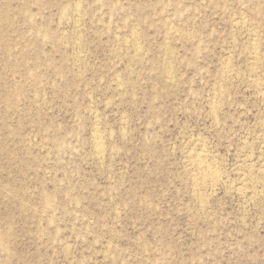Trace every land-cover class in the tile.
Wrapping results in <instances>:
<instances>
[{"label":"rangeland","instance_id":"obj_1","mask_svg":"<svg viewBox=\"0 0 264 264\" xmlns=\"http://www.w3.org/2000/svg\"><path fill=\"white\" fill-rule=\"evenodd\" d=\"M0 264H264V0H0Z\"/></svg>","mask_w":264,"mask_h":264},{"label":"bare ground","instance_id":"obj_2","mask_svg":"<svg viewBox=\"0 0 264 264\" xmlns=\"http://www.w3.org/2000/svg\"><path fill=\"white\" fill-rule=\"evenodd\" d=\"M97 133H98V132H97ZM96 136H98V135H96ZM98 139H99V138H98ZM98 139H97V140H98ZM97 140H96V141H97ZM98 141H99V140H98ZM98 145L100 146L99 142L97 143V146H98ZM97 148H98V147H97ZM204 159H205V158H204ZM201 162H202V161H201ZM200 164H201V163H200ZM202 164H203V163H202ZM206 168H207V167H206ZM205 171H206V169H205ZM210 172H211V171H210ZM207 174H208V173H207ZM209 175H211V174H209ZM206 177H207V176H206Z\"/></svg>","mask_w":264,"mask_h":264}]
</instances>
